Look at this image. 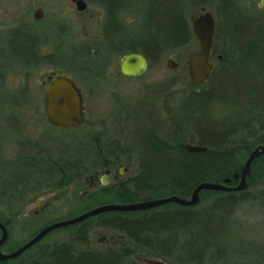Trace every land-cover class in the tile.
Here are the masks:
<instances>
[{
	"label": "rangeland",
	"instance_id": "rangeland-1",
	"mask_svg": "<svg viewBox=\"0 0 264 264\" xmlns=\"http://www.w3.org/2000/svg\"><path fill=\"white\" fill-rule=\"evenodd\" d=\"M84 1L87 8L84 13H79L71 0H0V41L7 42L6 39L16 29L27 28L37 38V57L41 59L46 55L51 56L26 76L28 68L25 63L20 60V68L6 54L0 55V73L4 75L0 80L2 161L14 160L25 142L29 145L27 151L30 155L43 157V147L56 156L58 144L74 148L78 142L90 146L98 141L103 146L116 143L119 147L128 149L130 138L137 140L142 131H154L160 137H167L172 131L168 123H172L178 115L184 98L197 89L190 84L187 69L190 54L199 48L195 38L184 48L164 52L157 61L149 63L143 75L125 77L119 71V59L127 49L124 47L126 44L132 43L136 47L137 41L139 42L144 29L145 0H131L116 13L115 20L120 28L110 36L103 30L105 11L102 4L98 0ZM185 1V16L189 25L193 18L204 11H210L216 26L218 25L216 6L212 0ZM258 2L259 0H236L242 14L264 11V5L258 7ZM38 9L42 14L39 18H34ZM246 23V29L251 33L256 36L264 35V12L257 13L254 18L246 20ZM223 24L221 20V29ZM93 37H97V40ZM217 43L218 47L214 45L216 50L211 56L213 72L219 73L223 66V55L228 53L235 61V66L231 68L223 87L226 88L225 93L231 92L229 82L235 78L238 80L236 88L239 91L235 102L221 99L214 103L211 116L216 121L224 122V125L235 123L250 127L259 124V121L264 120V111L257 112V108L262 110L264 104V57L260 58L259 49L253 47L250 56L259 59L257 61L261 63L250 61V64L241 69L238 52H231L227 41L218 40ZM170 61L177 66L170 67ZM50 71L67 74L81 89L85 122L77 128L59 130L51 127L45 119L42 98L45 77ZM255 81L258 85L253 87L254 99L251 100L247 94ZM204 88H209V85ZM253 106L255 110L252 109ZM245 108L253 111L244 112ZM204 118L211 119L208 116ZM124 157L126 156H121ZM124 164L131 167L126 172L121 170L123 166L120 168L122 177L134 174L136 163L123 162L122 165ZM91 171L90 169L76 181L58 189L57 197H54L57 191L53 187L41 188L22 200H17L12 210L15 207H20L21 210L10 227L11 235L2 251L10 252L8 247L16 248L27 241L29 233L40 226L69 218L87 207L112 198L113 190L101 187L95 190L102 191L101 195L83 202L79 200L84 189H92L88 187ZM259 188L260 186L248 190L253 193ZM146 195L140 192L138 197ZM46 201L49 204L43 210ZM11 207L5 201L0 202V212L5 215H9ZM217 220L208 226L216 228L215 239L218 244L209 246L202 264H264V200L243 202L233 210L228 220ZM69 238L68 233L58 229L46 241ZM88 240L89 248L102 250L114 245V248L125 252H122L124 258L129 261L125 264H144L140 257L150 255L121 234L100 226L89 228ZM180 253V249L176 250L172 256ZM7 264H14V261Z\"/></svg>",
	"mask_w": 264,
	"mask_h": 264
},
{
	"label": "trees",
	"instance_id": "trees-1",
	"mask_svg": "<svg viewBox=\"0 0 264 264\" xmlns=\"http://www.w3.org/2000/svg\"><path fill=\"white\" fill-rule=\"evenodd\" d=\"M100 1L104 3V0ZM149 1L152 6L145 10L144 16L151 22H148V26L144 25L136 49L128 48L125 52H142L149 63H154L167 50L184 48L195 37L185 16V0ZM212 1L215 3V14L219 19L214 45L218 47V40L227 41L231 52H238L241 69L250 64V61L261 63L257 61L259 59L252 58L250 52L255 47L259 49L260 58L264 57V35L256 36L246 29V20L264 11L242 14L238 10L236 0ZM221 20L224 22V30L219 27ZM6 40L8 41H0V55L6 54L12 61L15 60L14 63L20 68L21 61L25 63L28 68L26 76L36 66L50 59V56L44 59L37 57V38L27 28L16 29ZM223 58L219 73L212 72L204 85L184 98L178 115L172 123H168L172 131L167 137H160L154 131H142L137 140L130 138L128 149H123L116 143L103 146L98 141L90 146L78 142L74 148L58 144L56 156L43 147V157L30 155L27 151L23 153L25 156L17 161L0 162V202L5 201L12 206L9 215L0 212V221L8 230V238L2 248L6 246L11 235L10 227L21 210L20 207L12 210L17 200H22L41 188H63L90 169L102 165L136 163L131 179L110 187L113 197L98 204L132 203L140 199L172 194L189 197L199 182L222 181L226 177L230 179L228 185H236L247 155L254 147L264 143V120L248 127L235 123L224 125V122L216 121L211 116L214 103L221 99L235 102L239 91V88H236L238 80L233 78L229 82L232 91L225 93L223 82L229 78L235 61L228 53L224 54ZM220 62L222 63V60ZM3 77L0 73V80ZM206 85H209V88L205 89ZM257 85L258 82L255 81L247 94L251 100L254 99L253 87ZM262 107V110L257 108L258 113L264 111V104ZM252 109L245 108L244 112L253 111ZM205 116L211 119L204 120ZM184 143L205 146L207 149L188 152L180 146ZM262 166L264 154L253 160L247 175V187L242 191L204 190L200 194L199 203L194 206L168 203L140 211H106L82 222L58 228L70 235L68 240L46 241L50 234L58 230L56 229L17 257L0 264H7L9 261H14V264H122L123 262H113L118 258L124 259L115 252L117 249L99 250L88 247V230L92 226L113 230L150 255L169 260L172 264H202L209 246L218 244L215 239L217 230L215 227L210 228L208 224L218 221L217 219L228 220L233 210L243 202L264 200ZM259 186L253 193L248 190ZM139 191L147 195L138 197L136 192ZM114 198L116 200H113ZM41 227L43 226L31 231L27 239ZM16 248L8 247V251ZM179 249L181 253L173 257L172 253ZM106 251L115 253H111L113 256H107Z\"/></svg>",
	"mask_w": 264,
	"mask_h": 264
},
{
	"label": "water",
	"instance_id": "water-1",
	"mask_svg": "<svg viewBox=\"0 0 264 264\" xmlns=\"http://www.w3.org/2000/svg\"><path fill=\"white\" fill-rule=\"evenodd\" d=\"M78 9L86 6L84 0H75ZM264 5V0H259L258 7ZM41 10H36L34 18L41 16ZM191 29L199 45L198 50L192 52L187 60V69L190 84L193 87L204 85L213 72V62L211 55L215 41V19L210 11H204L192 19ZM170 67L177 64L170 61ZM148 68L146 56L137 51L125 53L119 64L122 75L126 77H139ZM48 84L43 92V111L47 123L59 130H69L79 127L85 122L83 95L80 88L72 78L65 74H50L47 77ZM188 152L205 151L207 147L197 144L184 143L180 145ZM264 154V144L254 147L247 155L239 174L236 185H228L230 179L224 178L222 181H202L192 189L189 197H180L172 194L158 198H148L132 203H106L95 206L76 216L57 220L41 227L32 237L10 252H3L2 246L8 238V230L5 224L0 221V262L17 257L31 246L38 243L48 233L58 228L82 222L88 218L96 216L106 211H140L162 206L168 203H175L182 206H194L200 201V194L204 190L215 191H242L247 187V175L254 159ZM144 264H168L160 258L146 255L141 258Z\"/></svg>",
	"mask_w": 264,
	"mask_h": 264
},
{
	"label": "flooded vegetation",
	"instance_id": "flooded-vegetation-1",
	"mask_svg": "<svg viewBox=\"0 0 264 264\" xmlns=\"http://www.w3.org/2000/svg\"><path fill=\"white\" fill-rule=\"evenodd\" d=\"M74 4H75V7H76V10L79 12V13H84L85 12V10H86V8H87V3H86V6L83 8V9H78L77 8V3H76V1L75 0H71ZM130 1L131 0H104V3H102L100 0H98V2L99 3H101L102 4V7H103V9H104V11H105V17H104V23H103V30H104V32H105V34L108 36H110L111 34H114V32H117V28H120L119 27V23L117 22V20H115L116 19V13L118 12V11H120L121 9H123V8H125L129 3H130ZM145 2H146V6H145V10H147V8H150L152 5L149 3L150 1L149 0H145ZM151 22V20H147L146 18H144V25H147L148 26V22ZM191 26V25H190ZM215 30H216V23H215ZM84 34H86L85 32H84ZM113 36V35H112ZM93 39L94 40H97V37H93ZM125 48H134V49H136L135 47H133V44L132 43H128V44H126L125 46H124ZM129 52H131V51H129ZM137 52H139V51H137ZM125 53H128V52H125ZM125 53H123L122 54V56L125 54ZM142 53V52H141ZM213 53H214V48H213V52H212V55H213ZM211 55V56H212ZM47 56V55H46ZM46 56H44V57H46ZM50 56V55H49ZM44 57H43V59H44ZM51 57V56H50ZM220 57V56H219ZM147 58V57H146ZM121 59V58H120ZM119 59V60H120ZM147 60H148V58H147ZM119 64H120V61H119ZM148 65H149V60H148ZM92 70V69H91ZM119 71H120V69H119ZM121 73V72H120ZM50 74H58V73H54V72H52V71H50L49 73H47L46 74V77L48 76V75H50ZM60 74V73H59ZM65 75H67V74H65ZM68 76V75H67ZM124 76V75H123ZM45 77V82H44V89H45V87L47 86V84H48V80H47V78ZM70 77V76H69ZM126 77V76H125ZM71 78V77H70ZM130 78H135V77H130ZM73 79V78H72ZM73 81H74V79H73ZM75 82V81H74ZM76 83V82H75ZM78 86V85H77ZM79 87V86H78ZM44 89H43V92H44ZM81 90V89H80ZM29 147V145H27V143L25 142L22 146H20V149H21V152H20V154L14 159V160H11V161H9V162H14V161H17L18 159H20L24 154L23 153H26L27 152V148ZM23 151V152H22ZM25 156V155H24ZM0 162H6V161H2V159H0ZM123 163H121V162H119V163H117V164H109L108 166H99V167H97V168H94V169H92V171H91V175L89 176V181H88V187L91 189V190H89V189H84L83 190V192H82V194L79 196V200H81V202H83V201H85V200H89L90 198H92V197H95L97 194L98 195H101L102 194V191H95V190H98L99 188H101V187H114V186H116V185H118V184H122V183H124V182H126V181H128V180H130L131 179V177L133 176V174L131 175V176H128V177H122V173L119 171L120 170V168L123 166V168L121 169V170H125L124 172H126L128 169H129V167H131V166H129V165H126V164H124V165H122ZM125 174V173H124ZM86 179V178H85ZM85 181H87V179L85 180ZM58 189H61V188H55V191H57ZM55 194L56 195H54V197H57L58 195H59V193H58V191L57 192H55ZM136 194L138 195V194H140V192H136ZM140 200H143V199H140ZM140 200H138V201H140ZM137 202V201H136ZM110 203H112V202H110ZM48 204H49V202L48 201H46L45 203H44V205H43V210H44V208H46L47 206H48ZM102 204H106V203H101V204H95V205H93V206H90V207H87V208H85L84 209V211H86V210H89V209H91V208H93V207H95V206H98V205H102ZM84 211H82V212H84ZM82 212H80V213H82ZM79 213V214H80ZM76 215H78V214H73V215H71V216H69V217H72V216H76ZM123 236V235H122ZM125 237V236H124ZM41 240H43V238L41 239ZM40 240V241H41ZM87 240H88V237H87ZM89 241V240H88ZM114 245H110V246H108V247H106L105 249H107V248H114L113 247ZM115 249H117V248H115ZM117 254H119L120 255V257H122V258H124V254L123 253H125V252H123V251H121V250H118L117 249V251H115ZM115 252H113V251H110V253L108 252V251H106L105 253L107 254V256L109 255V256H113V254H111V253H115ZM123 252V253H122ZM134 254H132V256H133ZM152 256H154V255H152ZM135 257H137L136 255H135ZM143 257V256H142ZM142 257H140V260H141V258ZM155 257H157V258H160V257H158V256H155ZM160 259H162V258H160ZM163 260V259H162ZM110 261H112V260H110ZM142 261V260H141ZM163 261H165V260H163ZM113 262H123V263H125V262H129L126 258H124V259H116V260H114ZM143 262V261H142ZM166 263H168L167 261H165ZM122 263V264H123ZM169 264V263H168Z\"/></svg>",
	"mask_w": 264,
	"mask_h": 264
}]
</instances>
